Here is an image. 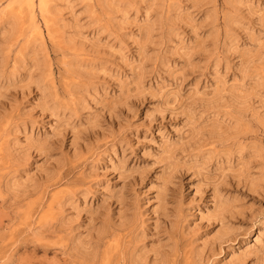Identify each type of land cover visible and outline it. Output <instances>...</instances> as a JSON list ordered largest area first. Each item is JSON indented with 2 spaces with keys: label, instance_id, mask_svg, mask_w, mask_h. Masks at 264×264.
Returning a JSON list of instances; mask_svg holds the SVG:
<instances>
[{
  "label": "rangeland",
  "instance_id": "1",
  "mask_svg": "<svg viewBox=\"0 0 264 264\" xmlns=\"http://www.w3.org/2000/svg\"><path fill=\"white\" fill-rule=\"evenodd\" d=\"M48 2L0 0V264H264V0Z\"/></svg>",
  "mask_w": 264,
  "mask_h": 264
},
{
  "label": "bare ground",
  "instance_id": "2",
  "mask_svg": "<svg viewBox=\"0 0 264 264\" xmlns=\"http://www.w3.org/2000/svg\"><path fill=\"white\" fill-rule=\"evenodd\" d=\"M49 1V0H48ZM48 1H46V0H43V2L45 3V2H47V3H49L50 4V2H48ZM43 3V4H44ZM52 3V2H51ZM46 4V3H45ZM47 5V4H46ZM46 5L44 6V8L46 7ZM53 5V4H52ZM50 6V5H49ZM34 7V6H33ZM21 8H23V7H21ZM50 8H51V6H50ZM47 9H48V7H47ZM52 9V8H51ZM49 10V9H48ZM51 12V10L49 11V13ZM22 11H20V8L18 9V10H16V9H13L11 12H10V18H9V20H10V22H8V23H10V25H11V30H10V33H11V36H13L14 37V39L15 40H17V39H19V37H22V35H24L23 33H24V28H25V26H26V24L23 22V17H22ZM46 13V12H45ZM48 13V12H47ZM8 15V14H7ZM47 16H50V15H48L47 14ZM46 17V16H45ZM48 21H49V19H47ZM51 20V19H50ZM36 21V20H35ZM52 21H53V19H52ZM46 22V21H45ZM50 22V21H49ZM48 23V22H47ZM51 24H52V22H50ZM35 24V23H34ZM38 24V23H37ZM53 24H54V21H53ZM52 24V25H53ZM51 25V26H52ZM36 26V25H35ZM35 26L33 27V28H35ZM47 26H49V24L47 25ZM54 26H55V24H54ZM53 27V26H52ZM37 28V27H36ZM48 28V27H47ZM49 30V29H48ZM50 30H52L51 28H50ZM26 31V30H25ZM34 31V30H33ZM41 31V30H40ZM36 32V31H35ZM26 33V32H25ZM52 33H53V31H52ZM9 34V33H8ZM13 34V35H12ZM35 34V33H34ZM40 34V33H39ZM44 37H45V35H43ZM34 38V37H33ZM36 38V37H35ZM28 39H29V37H28ZM37 39H39V38H37ZM37 39L35 40V39H33V41L35 40V42H37ZM42 39V38H41ZM8 40V39H7ZM31 41V40H30ZM32 41V42H33ZM40 42V41H39ZM31 42H29V44H30ZM42 43H43V41H42ZM29 44H28V46H29ZM33 44V43H32ZM34 45V44H33Z\"/></svg>",
  "mask_w": 264,
  "mask_h": 264
}]
</instances>
